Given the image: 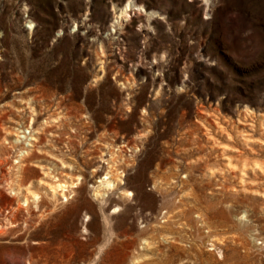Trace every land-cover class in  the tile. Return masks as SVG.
<instances>
[{"label":"rangeland","instance_id":"rangeland-1","mask_svg":"<svg viewBox=\"0 0 264 264\" xmlns=\"http://www.w3.org/2000/svg\"><path fill=\"white\" fill-rule=\"evenodd\" d=\"M210 1L0 0V264H264V0Z\"/></svg>","mask_w":264,"mask_h":264},{"label":"bare ground","instance_id":"bare-ground-1","mask_svg":"<svg viewBox=\"0 0 264 264\" xmlns=\"http://www.w3.org/2000/svg\"><path fill=\"white\" fill-rule=\"evenodd\" d=\"M206 2H207V5H212V3H211V1L210 0H206ZM139 11V7L138 6H136L135 4H132L131 2H128L125 6H124V8H122L121 10H120V12H119V14L116 16V17H120V18H124L125 20H128L129 19V17H131L132 16V13H136V12H134V11ZM37 132V131H36ZM240 132H243L245 135L246 134H250V132H248V131H240ZM243 134V135H244ZM244 135V136H245ZM246 137V136H245ZM31 139H33V140H36V137H30ZM246 139H248V140H253L252 138H250V137H248V138H246ZM264 143V142H263ZM35 145V144H34ZM34 145H32V146H34ZM26 150V149H25ZM28 152H30V151H28V149L26 150V151H24V153L25 154H28ZM24 154V155H25ZM32 154V153H31ZM20 155V154H19ZM20 157H22V156H20ZM20 164V163H19ZM18 164V168H19V176H22V173H23V167L24 166H26L25 164H21V165H19ZM24 165V166H23ZM251 165H253L254 167L255 166H258L260 169H262L261 167L262 166H260V163L258 162H255L254 164H252L251 163ZM23 166V167H22ZM108 166H110V167H113V164H111V165H108ZM22 169V170H21ZM119 173V172H118ZM115 174V173H114ZM117 176V175H116ZM54 177V176H53ZM110 177H108L107 176V173H106V176H104V177H101V179L100 180H98V182H100V184L97 186V188L95 189L97 192H96V194L99 192V190L102 188V189H104V191H106L107 193H110V191H113L114 189H120L121 187H119L118 186V184L115 182V180H110L109 179ZM76 179H77V181L76 182H74V181H70V183L69 184H67V183H65V181L64 180H59L58 178H55L54 179V184H51V183H53V181L52 182H50V183H48L47 182V184H48V186H49V188L53 191V192H55V193H58V194H60V195H62L63 197L66 195L67 196V193H70V191L72 190V188H75V187H77L78 186V184L79 183H81V178H77V176H76ZM18 180H21V179H18ZM119 180V182L120 183H122V184H124V181L122 180V179H118ZM117 180V181H118ZM40 181V180H39ZM40 182H42V181H40ZM18 184V183H17ZM67 184V185H66ZM101 186V188H99ZM124 191H120V192H123V194H125V195H133V193L130 191V190H128V189H123ZM102 192L103 194H105V192ZM27 194L28 193H30V191L29 192H26ZM33 193V192H32ZM31 193V194H32ZM27 194H23V193H21V197L24 199V202H26V203H28V196H27ZM98 194H100V192L98 193ZM33 196V199H34V201H36L37 202V204H38V202H39V196H38V194H36V193H33L32 194ZM54 195V194H53ZM108 195V194H107ZM58 202H61V201H59V199L57 200ZM57 203V202H56ZM38 207V206H37ZM115 211H118V212H120L121 210H122V206H115V209H114ZM181 214H183V215H185L186 214V212H184L183 210L181 211ZM150 214L149 213H147V216H149ZM175 216H177V215H175ZM143 219V220H142ZM139 220H141L140 221V223L142 224L141 225V227L142 228H144V227H146L147 226V217H145V218H142V217H140L139 216ZM151 220V219H150ZM143 221H145V223H143ZM151 222H153V221H151ZM203 222V221H202ZM140 227V226H139ZM147 240V239H146ZM145 244H146V242H144ZM219 243V242H218ZM147 245V244H146ZM211 246H215V244L214 243H211L210 244ZM211 249H214L213 247L212 248H209V250H211ZM138 258V257H137ZM138 262V261H137Z\"/></svg>","mask_w":264,"mask_h":264}]
</instances>
